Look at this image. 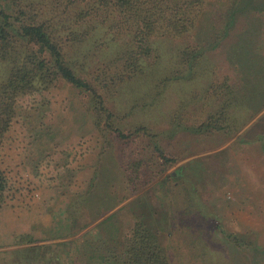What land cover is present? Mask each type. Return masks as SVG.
Instances as JSON below:
<instances>
[{
  "label": "rangeland",
  "instance_id": "374dc122",
  "mask_svg": "<svg viewBox=\"0 0 264 264\" xmlns=\"http://www.w3.org/2000/svg\"><path fill=\"white\" fill-rule=\"evenodd\" d=\"M90 5L85 0L80 7ZM84 29L89 35L81 52L90 54L93 70L122 40L114 43L99 18ZM151 43L156 57L119 84L107 104L125 133L148 127L177 161L157 166L147 147L144 186L95 220L98 201L86 193L95 169L105 170L116 198L133 188L119 178L128 139L114 137L119 151L99 155L106 141L68 84L20 98L0 153L15 182L13 198L0 209V264H114L126 255L124 239L139 221L155 233L169 264H264V109L255 114L258 103L246 98L230 107V130L200 135L189 129L224 103L218 84L242 92L264 74V0H206L193 30L157 35ZM189 49L200 55L194 67L182 63ZM177 73L184 76L163 88ZM8 74L2 66L0 79ZM147 140L137 145L148 146Z\"/></svg>",
  "mask_w": 264,
  "mask_h": 264
},
{
  "label": "trees",
  "instance_id": "16d2710c",
  "mask_svg": "<svg viewBox=\"0 0 264 264\" xmlns=\"http://www.w3.org/2000/svg\"><path fill=\"white\" fill-rule=\"evenodd\" d=\"M82 1L85 0H50L49 4L42 5L38 0H0V68L3 66L9 71L4 81L0 79V153L18 116L20 98L41 94L62 83L71 86L83 97L84 108L92 118L96 132L106 141L105 150L99 155L119 151L113 143L114 137L128 139L127 146L120 150L123 152L120 161L123 171L119 172V178L124 187L133 188L129 194L116 198L115 191L109 189L111 183L105 170L102 166L95 169L86 193L87 199L90 197L93 203L98 201L94 203L98 211L94 219L98 220L144 186L147 147L154 149L156 154L151 157L157 166L169 160L177 161L165 154L159 133L151 132L148 127L138 125L125 133L118 126L116 113L107 104V96L141 69L144 62L156 57V49L151 43L154 36L179 37L193 30L206 0H92L88 9L80 7ZM97 18L113 36L114 43L122 40V44L106 63L90 70L87 66L90 54L81 52V45L89 35L84 29L85 24ZM74 46L80 52L71 53ZM199 58L196 50L189 49L184 53L182 63L194 67ZM182 76L177 73L166 78L162 87ZM253 78L258 81L257 86L243 88L242 92L233 89L228 82L218 84L215 91L223 93L224 103L207 120L189 127L192 133L201 135L220 129L230 130L233 126L229 110L235 101H246L247 98L258 103L255 114L264 109V74ZM161 92L158 89L156 97H160L158 100L163 108ZM258 124L261 121L255 122L254 126ZM141 137L149 139L148 146L137 145ZM11 174L0 164V209L13 198L15 182L11 180ZM77 200L82 202L83 199ZM124 242L128 251L124 257L117 256L114 264H169L155 233L141 221L135 224L132 234L126 236Z\"/></svg>",
  "mask_w": 264,
  "mask_h": 264
}]
</instances>
